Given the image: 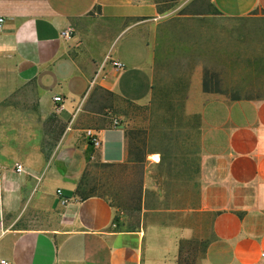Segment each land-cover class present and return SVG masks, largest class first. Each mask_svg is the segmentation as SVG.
I'll use <instances>...</instances> for the list:
<instances>
[{
  "label": "crops",
  "instance_id": "crops-1",
  "mask_svg": "<svg viewBox=\"0 0 264 264\" xmlns=\"http://www.w3.org/2000/svg\"><path fill=\"white\" fill-rule=\"evenodd\" d=\"M210 2L214 13L192 15L0 0V259L181 264L192 248L193 264H264V43L260 91L249 68L229 89L205 81L249 58L220 23L264 24V0ZM95 165L115 198L137 199L133 224L113 200L80 196Z\"/></svg>",
  "mask_w": 264,
  "mask_h": 264
},
{
  "label": "rangeland",
  "instance_id": "rangeland-1",
  "mask_svg": "<svg viewBox=\"0 0 264 264\" xmlns=\"http://www.w3.org/2000/svg\"><path fill=\"white\" fill-rule=\"evenodd\" d=\"M135 2H147L152 1L158 4L159 9L165 12L175 11V9L181 5L183 8L179 11L180 14H192V15H209L214 13L210 0H132ZM212 19L210 22H207L202 25L204 30H217L219 22H213ZM235 22V21H234ZM222 21L221 28L222 31H230L232 30V41L233 43H237L239 48L244 45V43L251 49L248 51L247 56L249 57L247 60L241 59L239 57L236 63H232L233 70L230 72V61H226L222 65L221 75L219 74V70L214 69L212 66L211 69L207 70L205 73V81L207 82L206 87L211 90H219L220 88H227L225 84L221 85L220 83H229L232 81L236 83L237 81H243L244 79H240V73L245 71V68L251 69V78H249V82L253 83V89L255 91L261 90V81L263 76V60H262V49L261 46L264 43V24L261 22H257L255 20H248L247 22L238 21ZM99 24V23H98ZM236 32V33H235ZM263 36V38L261 37ZM229 41V39L227 38ZM227 41V42H228ZM247 42V43H246ZM229 43V42H228ZM240 55V54H239ZM242 71V72H241ZM232 73V74H231ZM238 75L239 78H235L234 75ZM222 77V78H221ZM102 168L100 166L91 167L88 172L84 175L83 180L81 181V186L79 188V194L81 197L84 196H92V195H101L105 196L108 199L114 201L115 205L118 208V213L120 217H124L125 219H131V222H123L125 225H131L134 223V219L136 218V214L133 212L138 205L137 199L134 197L130 198H115L117 195V191H112L111 188H106V184H103L101 179ZM131 211V212H130ZM195 250V247L193 248ZM196 253L195 251L189 249L185 250V254L183 255L181 264H193L194 257Z\"/></svg>",
  "mask_w": 264,
  "mask_h": 264
},
{
  "label": "built area",
  "instance_id": "built-area-1",
  "mask_svg": "<svg viewBox=\"0 0 264 264\" xmlns=\"http://www.w3.org/2000/svg\"><path fill=\"white\" fill-rule=\"evenodd\" d=\"M4 23V19L0 17V25ZM72 29H68L66 32L62 33V37L64 38H69L72 36ZM112 64L114 67H116L117 69H122L123 65L119 62V61H112ZM55 103H59L62 101V97H55L54 98ZM120 124V121L118 119L114 120V126H118ZM88 138L92 141L93 147L98 148L101 146V140L98 138V136L96 134H93L91 131H89L87 133ZM24 170V167L20 164L17 165V172H22ZM58 195L60 197L63 196V192L62 190L58 191ZM0 264H12L11 261L7 260V259H0Z\"/></svg>",
  "mask_w": 264,
  "mask_h": 264
},
{
  "label": "trees",
  "instance_id": "trees-1",
  "mask_svg": "<svg viewBox=\"0 0 264 264\" xmlns=\"http://www.w3.org/2000/svg\"><path fill=\"white\" fill-rule=\"evenodd\" d=\"M86 197H89V196H84V197H82V198H86ZM181 261H182V258H181Z\"/></svg>",
  "mask_w": 264,
  "mask_h": 264
}]
</instances>
